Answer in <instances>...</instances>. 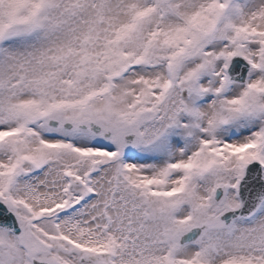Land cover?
<instances>
[{"label":"snow or ice","instance_id":"obj_1","mask_svg":"<svg viewBox=\"0 0 264 264\" xmlns=\"http://www.w3.org/2000/svg\"><path fill=\"white\" fill-rule=\"evenodd\" d=\"M0 264H264V0H0Z\"/></svg>","mask_w":264,"mask_h":264}]
</instances>
